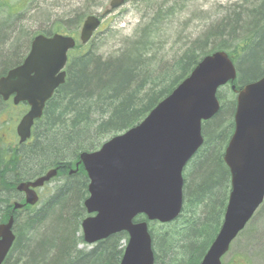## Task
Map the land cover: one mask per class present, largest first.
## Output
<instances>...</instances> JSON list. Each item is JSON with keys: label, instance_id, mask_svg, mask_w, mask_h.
I'll use <instances>...</instances> for the list:
<instances>
[{"label": "trees", "instance_id": "16d2710c", "mask_svg": "<svg viewBox=\"0 0 264 264\" xmlns=\"http://www.w3.org/2000/svg\"><path fill=\"white\" fill-rule=\"evenodd\" d=\"M179 3L170 0L157 9L154 17H146L113 58H102L91 45L87 49L77 45L78 53L69 61L67 80L46 103L32 139L13 148L12 144H0V209L6 205L3 212L11 213L19 182L32 180L52 168L61 171L60 183L38 205L13 212L16 240L4 264H120L126 233L90 247L85 244L81 223L88 216L84 201L89 195V179L82 165L76 172L70 170L82 152L99 149L110 137L141 122L204 56L222 50L237 65L238 77L227 85L233 100H222L219 112L203 123L204 144L184 172V202L179 218L162 224L164 231L159 233L152 223L149 225L154 264H200L221 228L229 198L231 176L223 157L234 131L236 94L232 85L240 89L264 75V0H243L224 8L228 15L212 21L208 30L167 63L157 54L160 41L156 37L161 36L167 19L184 11ZM86 10L68 23L80 20L77 24H81ZM8 26L0 30V47L13 34L14 27ZM24 33L23 45L18 36L14 44L16 57L12 60L16 61L7 65L0 62L1 75L17 62L20 49L31 43L33 38L29 40L28 33ZM53 33L62 32L59 28L39 32ZM7 175L5 183L2 176Z\"/></svg>", "mask_w": 264, "mask_h": 264}, {"label": "water", "instance_id": "95a60500", "mask_svg": "<svg viewBox=\"0 0 264 264\" xmlns=\"http://www.w3.org/2000/svg\"><path fill=\"white\" fill-rule=\"evenodd\" d=\"M124 0H112L117 8ZM107 13V12H106ZM101 25L99 16L83 22L80 40L87 43ZM76 40L69 35H37L25 59L0 78V95L29 110L16 127L20 144L32 136L46 103L66 82L68 53ZM237 68L226 51L204 56L191 73L135 126L107 140L98 150L82 152L77 163L89 179L84 201L88 216L81 223L84 242L94 245L126 233L128 242L120 264H154L149 222L169 223L183 209L184 170L204 144L203 122L220 110L221 87L237 79ZM234 132L224 152L231 190L221 228L200 264H223L222 257L264 201V75L236 89ZM58 174L52 168L16 189L25 203L40 201L42 189ZM139 216L146 220L136 221ZM14 216L0 223V264L15 242Z\"/></svg>", "mask_w": 264, "mask_h": 264}, {"label": "rangeland", "instance_id": "374dc122", "mask_svg": "<svg viewBox=\"0 0 264 264\" xmlns=\"http://www.w3.org/2000/svg\"><path fill=\"white\" fill-rule=\"evenodd\" d=\"M21 1L5 0V5L1 4L2 0H0V30L8 25V28L14 27L10 39L0 47L1 53L3 52L2 55L0 53V62L5 65L12 61L14 62V60L16 61V59H12L16 57L13 49L17 36L19 37L20 45H23L25 31L26 34L28 33L30 40L31 37L33 38L41 31L54 28H59L63 34L73 35L79 41V45L84 46L86 49L91 45L102 58H113L126 46V41L134 37L136 30L145 23L146 17H154L157 9L161 5L167 4L170 0H127L114 9L110 5L112 0H23V3ZM242 1L180 0L179 5L184 11L175 14L174 18H169L164 22L160 30L161 36L156 37L160 41L158 44L159 50H156L157 54L165 59L167 63H170L187 48L189 43L208 30V27L212 25V21L217 22L229 14V12H224V8ZM21 5L23 8H20ZM222 7L223 10L221 9ZM82 9L88 10H86L87 14H85L81 24H77L80 20L72 23L78 26L68 23L69 20H74L76 16H79L82 13ZM90 14L101 16L103 22L90 42L83 45L79 37L83 22ZM205 15H209L210 19H198V16L203 17ZM7 22L11 23L7 24ZM17 28L21 30L20 33H18ZM66 29L72 30L73 33L70 34ZM30 45L31 43L29 42L27 46L20 49L17 62L27 55ZM77 53V50H73L70 53V59L71 56ZM14 64L12 63L7 69L15 66ZM2 72L0 68V75ZM228 88L229 86H225L221 89V103L222 100L223 103L233 100L234 95L229 93ZM28 109L29 107L25 104L14 106L12 100L8 103H2L0 100V144H12L13 148L18 143L19 138L16 133V127ZM76 170L77 167L74 166L70 172ZM60 172L44 188L38 191L41 200L60 183V180H58ZM24 200L23 194L20 195L18 193V197L12 203L15 201L25 203ZM26 206L27 208L32 207ZM25 207H22V209ZM4 208L5 205H3V209H0V217H5V221L8 217L6 218L7 214L5 211L3 212ZM151 227L156 230V233L164 231V227L158 222H153ZM122 243L126 246L127 240L124 239ZM80 247L82 248L83 245ZM222 260L224 264H264V202L245 229L233 241L228 253Z\"/></svg>", "mask_w": 264, "mask_h": 264}, {"label": "flooded vegetation", "instance_id": "af4514ba", "mask_svg": "<svg viewBox=\"0 0 264 264\" xmlns=\"http://www.w3.org/2000/svg\"><path fill=\"white\" fill-rule=\"evenodd\" d=\"M0 100H1L2 103H8V102H10L11 100H13V98H12V96H11L8 100H5V99L0 95ZM5 143H6V142H5ZM2 177L4 178V179H2V181H4V182L6 183V182H7V179H8V175H7V176H2ZM16 186H17V185H16ZM15 191H16V194H17V193H20V195L23 194V198L25 199V195H24V193L21 194V192H19V191L16 189V187H15ZM17 195H18V194H17ZM14 203H16V201H15ZM14 203H12V206H13ZM5 207H6V205H5ZM13 212H15V211L11 209V213H6V214L8 215L7 220H9V218H10L11 215L14 216V213H13ZM4 214H5V213H4ZM4 218H5V217H4ZM4 218L0 217V223L4 222Z\"/></svg>", "mask_w": 264, "mask_h": 264}]
</instances>
